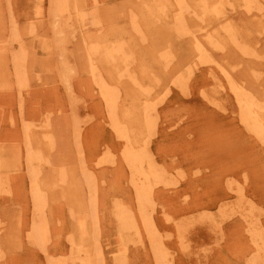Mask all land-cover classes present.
<instances>
[{"label":"rangeland","instance_id":"374dc122","mask_svg":"<svg viewBox=\"0 0 264 264\" xmlns=\"http://www.w3.org/2000/svg\"><path fill=\"white\" fill-rule=\"evenodd\" d=\"M158 249L264 264V0H0V264Z\"/></svg>","mask_w":264,"mask_h":264},{"label":"bare ground","instance_id":"6f19581e","mask_svg":"<svg viewBox=\"0 0 264 264\" xmlns=\"http://www.w3.org/2000/svg\"><path fill=\"white\" fill-rule=\"evenodd\" d=\"M179 3V2H178ZM181 6V5H180ZM214 6V5H213ZM159 7H160V5H159ZM193 8V7H192ZM158 9V8H157ZM160 9V8H159ZM194 10H196V9H194ZM199 10H197V12H198ZM179 12V11H178ZM201 12V11H200ZM194 14V13H193ZM202 14V13H201ZM204 15V14H203ZM179 16V15H178ZM177 16V17H178ZM205 16V15H204ZM182 16H181V14H180V18H181ZM204 18V17H203ZM98 19V18H97ZM96 19V20H97ZM175 19V18H174ZM181 20V19H180ZM95 22H97V21H95ZM99 22V21H98ZM177 23H179L178 21H177ZM175 24V23H174ZM176 25V24H175ZM191 25V24H190ZM176 27V26H175ZM182 27H184V26H182ZM181 27V28H182ZM176 29V28H175ZM186 30H187V28H185ZM190 29H188V32L191 34V36L193 37V42H194V45H195V47H196V50L198 51V54L199 55H202V54H204L203 52H204V45H203V38H202V36H198L197 34H195L196 32H190L191 30H192V28H191V30L189 31ZM178 31V30H177ZM180 31V30H179ZM207 37V36H206ZM232 39V38H231ZM98 44V43H97ZM93 45H96V44H94L93 43ZM101 45V44H100ZM97 46V45H96ZM103 46H105V45H103ZM102 46V47H103ZM92 47V46H91ZM95 47V46H94ZM98 47L100 48V46L98 45ZM107 47V46H106ZM104 48V47H103ZM111 48V47H110ZM91 49V48H90ZM89 49V50H90ZM107 49V48H106ZM96 50L98 51V49L96 48ZM96 50H94V52L96 51ZM101 50V49H100ZM110 51V50H109ZM116 51V50H115ZM118 51V50H117ZM94 52H93V54H94ZM99 53V52H98ZM103 53L104 54H106L107 53V51H106V53L103 51ZM113 53V52H112ZM123 53V52H122ZM121 53V54H122ZM119 54V53H118ZM88 55V54H87ZM100 55H102V53H100ZM116 55H117V53H116ZM106 56V55H105ZM114 57V56H113ZM89 58V57H88ZM91 58V57H90ZM101 58V57H100ZM118 58V57H117ZM103 59H104V57H103ZM96 60V59H95ZM98 60V59H97ZM100 61V60H99ZM122 61V60H121ZM106 63H107V61H106ZM117 63V62H116ZM116 65V64H115ZM93 66V65H92ZM94 67V66H93ZM92 67V68H93ZM111 67V66H110ZM118 67H116V69H117ZM93 70H95V68L93 69ZM94 79V78H93ZM96 81V80H95ZM99 83V82H98ZM97 83V84H98ZM99 86V89L101 90V94L103 95V97L105 98V100L107 101V103L109 104V105H111L114 101H112V94H111V92L108 90V89H106V87H104L105 85L103 84V82L101 83V84H99L98 85ZM116 93V92H115ZM242 100L240 101L239 99V104H240V107L242 108V110H243V112L246 114V116L248 115V116H252V113H253V106H254V102L253 101H250L247 97H244V98H241ZM104 100V101H105ZM249 100V101H248ZM116 103V102H115ZM112 105H114V104H112ZM148 105V104H147ZM113 107H111V109H112ZM130 108V107H129ZM125 109H126V106H125ZM150 109V108H149ZM110 110V109H109ZM127 111V113H130V112H128V109L126 110ZM151 111V110H150ZM255 111V110H254ZM149 112V111H148ZM242 112V111H241ZM110 114H111V112H109ZM113 113V112H112ZM256 113V112H255ZM254 113V114H255ZM115 114V113H114ZM109 115V114H108ZM255 115H257V113L255 114ZM126 116V115H125ZM112 118V117H111ZM256 118V117H255ZM253 122V121H252ZM145 123H147V122H145ZM151 124V123H150ZM254 124H256V123H254ZM124 126V125H123ZM122 126V127H123ZM263 126V125H262ZM252 127V126H251ZM115 128V127H114ZM124 128H125V126H124ZM262 128V127H261ZM123 129V128H122ZM126 129V128H125ZM255 129V128H254ZM257 129V128H256ZM263 129V128H262ZM123 131V130H122ZM126 131V130H125ZM256 132V131H255ZM125 133V132H124ZM261 133V132H260ZM259 133V134H260ZM261 135V134H260ZM123 136V135H122ZM258 136V135H257ZM127 138V137H126ZM129 141V140H128ZM29 142V141H28ZM127 142V141H126ZM131 145V144H130ZM130 148V147H129ZM128 148V149H129ZM128 149H126L125 150V153H124V157H125V159H127V162H128V164H129V166L131 167V170H133V173L135 174V175H138V176H140V178L142 179V181L140 182V183H138V184H140V186H139V188L141 189V190H143L145 193H149V191H150V189H151V185H152V178H153V173H152V171H148L149 169H145V164H144V158H143V160H142V155L141 154H143V152H140V151H134V150H128ZM133 149V148H132ZM144 157L145 158H147L146 157V155H144ZM147 161H148V158L146 159ZM28 162V161H27ZM150 164L148 163V166H149ZM154 167V166H153ZM158 181V180H157ZM35 186V185H34ZM144 194V193H143ZM143 194L141 195V193H140V195L138 194V196L139 197H142L143 196ZM145 197V196H144ZM147 197V196H146ZM40 199H41V197H37L36 198V200H37V202L39 203V204H41L42 202V200L40 201ZM145 199V198H144ZM150 201V200H149ZM142 210H144L143 209V207L141 208ZM130 219V218H129ZM149 219V218H148ZM127 221V220H126ZM150 224H151V222H149ZM147 224V223H146ZM80 225H81V223H80ZM128 225H130V224H128ZM131 226V225H130ZM133 226V225H132ZM146 226H148V225H146ZM135 227H136V225H135ZM147 228V227H146ZM45 230V229H44ZM43 230V228L40 230L42 233H44L45 231ZM153 230V229H152ZM157 235V234H156ZM155 237V236H154ZM44 238H45V236H44ZM161 248V247H160ZM157 258H158V260H159V263L160 264H169L164 258L166 257L165 256V254L164 253H162L161 252V250H159L158 249V251H157ZM255 259V258H254ZM97 263V262H96ZM171 263V262H170Z\"/></svg>","mask_w":264,"mask_h":264}]
</instances>
